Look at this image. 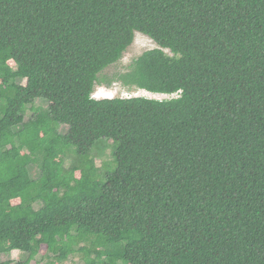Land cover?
Masks as SVG:
<instances>
[{
    "label": "trees",
    "instance_id": "trees-1",
    "mask_svg": "<svg viewBox=\"0 0 264 264\" xmlns=\"http://www.w3.org/2000/svg\"><path fill=\"white\" fill-rule=\"evenodd\" d=\"M137 32L157 47L114 78L177 96L93 97ZM43 247L264 264V0H0V264Z\"/></svg>",
    "mask_w": 264,
    "mask_h": 264
},
{
    "label": "rangeland",
    "instance_id": "rangeland-1",
    "mask_svg": "<svg viewBox=\"0 0 264 264\" xmlns=\"http://www.w3.org/2000/svg\"><path fill=\"white\" fill-rule=\"evenodd\" d=\"M157 47V44L155 43L154 40H152L150 37H148L147 35H145L142 32H137L134 42L132 43V45L127 49V51L124 53L122 59L117 62L116 64H113L111 66H109L108 68H106L102 73H101V79H106V80H111L112 82V86L107 87L105 85H97L95 87V91L93 93V97L95 98H106V97H134V96H145V97H149V98H156V99H167V98H171V97H175L177 95H167V94H157V93H151L148 92L146 90L143 89H139V88H132V89H128L125 88L122 83H120L119 81H116V79L114 78L118 73L121 72H125L129 69V65L132 63V61L137 58L138 56H140L144 51L148 50V49H152ZM169 52V51H168ZM170 53V52H169ZM171 54V53H170ZM13 63V62H11ZM23 83H26V81H24ZM104 142V141H102ZM112 142H108L106 143V148L104 149V154L102 156H97L96 157V162L98 166H103L105 164V167L109 164L113 163V159H112V155H111V151H112ZM99 149V145L97 144L94 147V150H98ZM93 150V151H94ZM97 153V152H95ZM71 159L72 157H68L65 161V166L69 167V165L71 164ZM112 167H108L105 170L109 171L113 168ZM33 176H37L38 174V167H36V165H33ZM81 172H77V176H80ZM19 202L18 199L14 200L13 203H17ZM39 206V205H37ZM45 247H43L41 249L40 254L37 256L36 260L41 261L42 264H45V260L42 259V257H44L45 255ZM27 254L19 251V250H13L9 255H3V259L8 260L11 259L13 260L15 263L17 261H21L24 262V259L26 258ZM36 261L33 260L31 263H35ZM14 263V264H15ZM82 264L83 260L81 255H72L68 261L67 264Z\"/></svg>",
    "mask_w": 264,
    "mask_h": 264
}]
</instances>
